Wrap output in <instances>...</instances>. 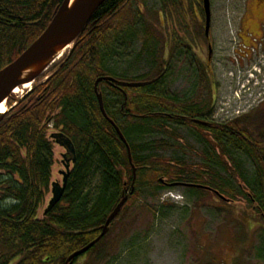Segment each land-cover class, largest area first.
<instances>
[{
	"label": "trees",
	"instance_id": "trees-1",
	"mask_svg": "<svg viewBox=\"0 0 264 264\" xmlns=\"http://www.w3.org/2000/svg\"><path fill=\"white\" fill-rule=\"evenodd\" d=\"M62 1L0 0V69L41 34ZM173 1L174 8L181 7V0H158L164 11ZM152 9L147 0H104L74 40L71 51L49 66L33 89L0 119V264H65L70 253L99 234L123 193L127 194L126 202L109 229L127 206L136 203L144 188L160 195L170 182L212 189L185 186L197 197L207 193L218 197L216 190L231 202L240 195L264 220V141L242 126L243 119L209 123L206 106L178 101L166 88L167 70L162 59L153 76L130 79L116 74L114 62H107L125 54L121 48L138 39L142 40L141 51L152 56V64H156L150 47L161 51L147 21L152 18ZM196 61V74L205 80L204 67ZM105 73L114 74L110 77L117 81H150L136 87L105 80L97 84L105 113L124 136L131 161L125 143L99 109L94 82ZM8 101L11 104L14 100ZM177 126L195 133L201 146L199 166L181 157L157 154L150 147L153 142L143 141L163 133L178 142ZM49 128L72 141L75 161L62 198L39 218L53 164L54 140L53 132L47 133ZM160 140L154 145L165 144ZM241 156L251 166L250 175H245Z\"/></svg>",
	"mask_w": 264,
	"mask_h": 264
},
{
	"label": "rangeland",
	"instance_id": "rangeland-1",
	"mask_svg": "<svg viewBox=\"0 0 264 264\" xmlns=\"http://www.w3.org/2000/svg\"><path fill=\"white\" fill-rule=\"evenodd\" d=\"M214 2L211 32L212 43L218 51L205 67L206 79L196 74L197 58L170 60L163 57L166 88L181 103L206 106V117L215 122L243 119L242 126L264 141V38L242 48L238 45L237 25L233 23V7L239 2ZM147 4L154 6L153 0H147ZM191 11L189 7L191 28L198 35L200 25ZM147 21L152 26L158 24L154 29L166 37L165 24L162 27L149 17ZM141 46L142 40L136 39L132 46L121 48L125 54H117L107 62H114L113 66L117 67L114 72L128 79L151 77L160 69L157 65L162 56L151 46L156 56V64H152V56L144 54ZM156 46L163 50L161 43ZM258 68L261 73L254 71ZM253 74L258 78V85L248 83ZM30 86L15 88L9 99L17 101ZM3 103L5 112L10 103L8 100ZM168 129L173 127L168 126ZM51 132L49 128L47 133ZM176 133L180 137L178 142L163 133L144 137L143 141L153 142L150 147L157 154L181 157L188 164L199 166L201 146L195 133L178 126ZM159 139L165 144L154 145ZM52 150L50 184L61 183L64 150L58 144H53ZM239 160L247 170L245 175H250V164L242 156ZM144 189L136 203L127 206L112 223L104 239L79 256L74 264H264V220L253 213L242 196L237 195L229 202L212 193L197 197L185 186H165L160 195ZM50 196L49 189L38 209L39 218Z\"/></svg>",
	"mask_w": 264,
	"mask_h": 264
},
{
	"label": "water",
	"instance_id": "water-1",
	"mask_svg": "<svg viewBox=\"0 0 264 264\" xmlns=\"http://www.w3.org/2000/svg\"><path fill=\"white\" fill-rule=\"evenodd\" d=\"M103 1L104 0H63L54 9L49 23L41 32V34L33 42H31L14 60L0 69V103L5 102L11 96L12 91L16 87L22 86L25 83H29L31 85L25 94L31 91L35 85L36 79L50 66L54 59L66 51H71L74 40L81 33L93 12L102 4ZM203 1L204 11L206 14L205 28L207 31L210 26L209 1ZM102 80H105L113 85L117 83L118 85L128 87L145 85L150 81L126 82L117 81L110 76H100L97 77L94 82V91L97 97L99 109L102 115L114 126V129L118 133L120 139L125 143L128 158L129 161H131L130 148L124 136L122 135L119 128L111 119L108 118L105 113L102 94L97 89V84ZM22 97L16 102L20 101ZM4 114L5 112L0 113V119ZM51 139L65 150V152L61 154V163L64 169L60 171L62 175L61 183L54 181L50 184L51 196L48 200L47 206L43 211V214L51 210L62 198L70 172V165L75 161L74 145L66 135H64L62 132H55L51 134ZM132 172L134 180V166L132 167ZM160 181L164 182L163 178H160ZM166 184L168 186H192L212 190L208 186L195 183L170 182ZM213 191L220 199L225 201L227 200L226 197L219 194L216 190ZM126 199L127 194L123 193L119 202L108 213L103 224L100 226L99 234L83 247L70 253V255H68L65 260V264H70L74 258L85 253L107 233L110 223L119 213L125 204Z\"/></svg>",
	"mask_w": 264,
	"mask_h": 264
},
{
	"label": "flooded vegetation",
	"instance_id": "flooded-vegetation-1",
	"mask_svg": "<svg viewBox=\"0 0 264 264\" xmlns=\"http://www.w3.org/2000/svg\"><path fill=\"white\" fill-rule=\"evenodd\" d=\"M208 1L210 26L206 31V14L203 0H181V7L177 8L173 7L176 3V1H173L167 11L160 8L158 0H153L154 6L150 15L156 23H159L162 27L165 24L167 28L166 37H164V35L159 34L154 29L158 24L154 23L153 25L156 45L161 43L163 46V50L160 52L162 60H165L163 57H167L170 60H180L181 58L186 59L189 56H193L199 60L205 70L207 63L213 59V56L218 51L212 43L211 32L212 11L215 2L214 0ZM237 2L239 4L233 7L235 20L233 23L237 25L238 45L243 48L245 45H251L256 41L260 42L264 38V0H237ZM189 7L192 10L193 18L200 25L199 31L197 30L198 35L191 28L193 25L190 23ZM15 105L10 104L11 107ZM180 117L186 116L180 115ZM187 119L193 121L195 118L187 117ZM207 121L208 119L205 122ZM209 121V123H213L212 119H209Z\"/></svg>",
	"mask_w": 264,
	"mask_h": 264
},
{
	"label": "bare ground",
	"instance_id": "bare-ground-1",
	"mask_svg": "<svg viewBox=\"0 0 264 264\" xmlns=\"http://www.w3.org/2000/svg\"><path fill=\"white\" fill-rule=\"evenodd\" d=\"M24 86H27V85H29V83H25V84H23ZM17 88V87H16ZM14 91H16V89L14 90ZM4 104L3 103H0V113L1 112H3L4 111Z\"/></svg>",
	"mask_w": 264,
	"mask_h": 264
}]
</instances>
